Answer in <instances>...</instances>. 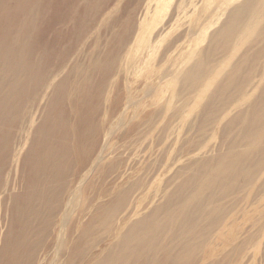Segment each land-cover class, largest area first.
Returning <instances> with one entry per match:
<instances>
[{
    "label": "bare ground",
    "instance_id": "obj_1",
    "mask_svg": "<svg viewBox=\"0 0 264 264\" xmlns=\"http://www.w3.org/2000/svg\"><path fill=\"white\" fill-rule=\"evenodd\" d=\"M170 1L0 0V264H245L260 251L264 0H228L187 71L167 59L123 93L133 42L140 69L167 57L171 13L145 40ZM218 54L238 58L226 69ZM193 91L192 139L171 150Z\"/></svg>",
    "mask_w": 264,
    "mask_h": 264
},
{
    "label": "rangeland",
    "instance_id": "obj_2",
    "mask_svg": "<svg viewBox=\"0 0 264 264\" xmlns=\"http://www.w3.org/2000/svg\"><path fill=\"white\" fill-rule=\"evenodd\" d=\"M227 1L228 0H171L169 5L167 4V7H164L165 10L161 9V12H159L157 14L159 16V15L166 13V15H165L166 20L163 22V24L157 26L155 28V30L149 36L146 37V40H145V44H148L151 42L152 38L156 35V32L167 23V21H168L167 12L171 13V23H174L175 28L178 27V29L175 31H173L174 29H172L169 32L168 31L169 27L165 28V31H168V33H169L167 35V37L165 38V42H164L165 45L163 44L165 47H166V45L168 46L167 57L165 59H163L161 62H159L160 53L162 51V49L159 48V49H157V52H154L152 54V56L149 59H147V61L144 62L145 66L142 69H140L139 67H141V62L138 63V59L142 55H144L146 48H145V46L143 47L142 45H139L142 42H133L131 51H130L129 55L127 56V67L121 73L122 79L120 82V88L122 89V92L124 93L125 90L129 89V90H132L131 91L132 94L136 95V91L139 94L142 91V88L144 87V85L140 84L138 87L139 89H137V90L135 89V87L137 85L138 76L140 74L145 73V72L147 73L148 71L152 72V74H157L159 65H161L162 62H164V63L166 61L168 62V60H169V66L168 67H169L170 73L173 69L172 68L173 64H177L178 66L181 67L184 63L183 62L184 60L186 61V67L184 68V71H187L188 67L192 64V62L200 56L202 47H204L206 45V43L208 42L207 38L210 36V34L215 29H217L221 25V21L220 20L218 21L217 17L220 13L223 12V10L225 8H230L231 3H228ZM231 8H232V6H231ZM179 33H181L180 39L177 38V34H179ZM251 34H252V32L251 33L249 32L247 35L244 36L243 41H242V43H243L242 50L249 43V40L251 38ZM175 36H176V38H175ZM174 51H176V55H174ZM181 54L183 56H185V59L177 58V57H181ZM237 58H238V55L235 58L229 59L228 54H218L217 58H216V61H217L216 64H219V63L224 64L225 65L224 67L226 69H228L232 66L231 63L233 61H235ZM145 59H146V57H145ZM174 59H176V60H174ZM182 77H183V75H181L179 79H181ZM217 81H218V78H216L214 80V83L216 84ZM174 84L175 83L172 84V89L174 87ZM215 84L211 85V87L213 88V86ZM170 88H169V90H170ZM178 88H179V85L177 86V89ZM116 90H117V88H116ZM116 90H115L114 96L116 95ZM133 90H135V91H133ZM168 93H167V95H168ZM194 93H195V91L189 93L185 97L187 99V101L185 102V112L187 114V116H186L187 118H185V117H184L185 119L182 118V120H180V122H178L179 120H176L178 123H181V124H178L176 122H174V124H173V126L176 125L179 127L182 125V127H180V131L178 130L179 133L177 132V129H176V132L174 131L173 135H171V138L173 141L171 140V138H169V140L172 141V142H170V144L172 143L171 147H170L171 150L175 149V147L177 148V145L182 146L184 144V141L187 138L192 139V137L190 136V135H192V133H191L192 130L190 127L191 122H192V115L191 114L195 113L196 111H199V109L201 108V105L200 106L196 105V102L197 103L199 102V97ZM112 96H113V93H112ZM205 98H208V97H205ZM165 99H166V97H164L162 101L165 102ZM174 99H175V95H172L171 96V106H172L171 112L175 111V109L177 108V104L174 102L172 103V100H174ZM247 102L249 103V100ZM106 105H104V106H106ZM188 114H190V115L188 116ZM123 121H125V120H123ZM127 124H125V125H127ZM127 127H125V128H127ZM183 127L186 129L182 130L181 128H183ZM182 131H183V133L181 134ZM188 132H189V135H187ZM185 133H187V134H185ZM156 134L157 133H155V135ZM209 134H210V132H209ZM209 134H208V137L206 138L205 141H206V143H209L210 146L213 145L212 146L213 149L211 150L212 151L211 153L214 154L218 148L217 146L219 145L220 130H218V129L215 130L214 135H209ZM183 135H185V137ZM178 136H180V137H178ZM181 136H183V137H181ZM186 136H188V137H186ZM178 140H179V142H178ZM215 142H217V144ZM160 145L161 144H153V149L158 150ZM173 146H175V147H173ZM191 152H192L191 148H189L186 155H189ZM156 153H158V151ZM156 153H153L152 156H150V159L154 158L155 157L154 154H156ZM145 154H147V153H145ZM146 161H147V159H146ZM179 161H180V159H179ZM165 162H167V161L165 160ZM179 163L180 162H178V160H177V162L171 166V171L174 172V170L176 168L175 166H177V164H178V166H181V163L180 164ZM140 164L141 163L139 161L138 165L141 166ZM167 176H170V174L169 173L165 174V176L161 177V180H164ZM158 179H159V176L156 178L157 181H155V183L153 184V190H156L158 187H162L163 181L160 184L158 182ZM145 200H147V199H145ZM144 201L142 202L143 204H141L140 208H142V205L144 206V204L146 202V201L145 202ZM241 222L242 221H240V223ZM247 255H249V257L247 258V256H246L245 259H248L249 261L246 260L245 264H264V244L263 243L261 244V248H260L259 252H257V251L254 252V250H251V252Z\"/></svg>",
    "mask_w": 264,
    "mask_h": 264
}]
</instances>
